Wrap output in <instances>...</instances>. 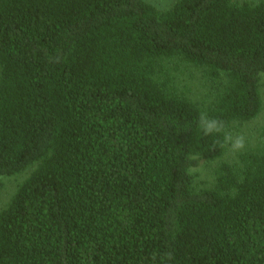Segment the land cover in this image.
I'll return each mask as SVG.
<instances>
[{
	"label": "trees",
	"instance_id": "16d2710c",
	"mask_svg": "<svg viewBox=\"0 0 264 264\" xmlns=\"http://www.w3.org/2000/svg\"><path fill=\"white\" fill-rule=\"evenodd\" d=\"M263 74L264 0H0V177L36 165L0 264H264V143L192 173L225 148L200 113L253 119Z\"/></svg>",
	"mask_w": 264,
	"mask_h": 264
},
{
	"label": "rangeland",
	"instance_id": "374dc122",
	"mask_svg": "<svg viewBox=\"0 0 264 264\" xmlns=\"http://www.w3.org/2000/svg\"><path fill=\"white\" fill-rule=\"evenodd\" d=\"M146 1L158 8H165L171 5L174 0ZM247 1L256 2L258 0ZM187 69L185 72L179 74L181 81L178 79L177 85L186 88L189 96L198 104H207L208 98L206 95L210 90L205 83L206 80L202 77V72L191 66ZM259 90L262 107L258 115L246 122L233 123L227 130V133L233 137L243 135L245 137V148L241 151H233L230 145L225 144L224 152L220 157L213 160L201 161L197 167L192 169L194 185L197 189L211 187L215 182L217 172H219L223 164H239L240 158L244 154L256 150V148H259L264 143V74L260 79ZM35 166L32 165L15 175L0 177V210L10 201L17 184L26 178L34 170Z\"/></svg>",
	"mask_w": 264,
	"mask_h": 264
},
{
	"label": "clouds",
	"instance_id": "9594fccd",
	"mask_svg": "<svg viewBox=\"0 0 264 264\" xmlns=\"http://www.w3.org/2000/svg\"><path fill=\"white\" fill-rule=\"evenodd\" d=\"M198 126L204 135L223 134V144L230 145L233 151H241L245 148V137L237 135L233 137L226 132V124L223 120L215 117H209L206 112H202L198 118Z\"/></svg>",
	"mask_w": 264,
	"mask_h": 264
}]
</instances>
